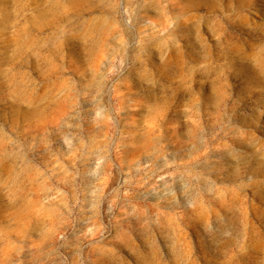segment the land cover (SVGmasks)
<instances>
[{"label": "rangeland", "instance_id": "obj_1", "mask_svg": "<svg viewBox=\"0 0 264 264\" xmlns=\"http://www.w3.org/2000/svg\"><path fill=\"white\" fill-rule=\"evenodd\" d=\"M0 264H264V0H0Z\"/></svg>", "mask_w": 264, "mask_h": 264}]
</instances>
